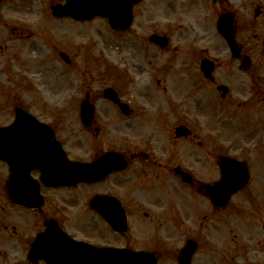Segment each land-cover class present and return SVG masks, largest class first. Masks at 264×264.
I'll return each mask as SVG.
<instances>
[{"label":"flooded vegetation","instance_id":"obj_1","mask_svg":"<svg viewBox=\"0 0 264 264\" xmlns=\"http://www.w3.org/2000/svg\"><path fill=\"white\" fill-rule=\"evenodd\" d=\"M202 3L211 16V40L196 43L190 39L184 42L188 48L183 50L172 43L173 35L184 30L185 34L194 31L198 39L205 35L199 32ZM224 11L223 2L211 0H150V34L168 40L163 47L153 42L150 45L158 54H178L175 59L182 63L180 71L176 64L174 68L166 66V58L157 56L150 61L154 62L150 64L152 79L171 76L169 81H183L182 93L174 104L181 108L176 126L185 130L180 137L173 135L178 144L173 155L159 153L150 141V115L159 112V105L141 107L120 89H116L117 95L127 103L128 113L104 99L110 106H95L89 124L82 122L80 107L72 111L66 129L55 117L39 116L45 114L39 110V119L53 131L52 141L59 142L68 159L91 163L104 153L115 152L123 156L125 165L94 180L88 177L75 185L59 186H50L42 179L54 175L49 163L34 165L24 172L32 181L20 184L22 191L37 188L39 195L25 205L11 201V170L2 162L0 264H58L52 257L68 255L64 249L72 240L95 248L152 252L158 264L161 258L165 259L163 264H180L178 255L185 248L186 257L193 250L188 264H264V258H251L248 252L252 238L249 212L256 205L251 204V198L244 199L250 195L248 185L222 203L210 198L211 189L221 180L222 158L244 162L249 181L256 176L264 182V75L260 67L264 59L251 58L260 36L253 32L255 24L250 26L255 18L244 17L243 12L235 15L234 52L216 27ZM186 18L191 20L188 26H184ZM252 38L256 39L253 43ZM167 86L163 88L166 92L170 91ZM168 98L166 105L170 107ZM25 110L33 114L31 109ZM137 126L141 131L138 138L123 139L127 131L122 132V127ZM39 151L48 158L56 150L46 146ZM173 178L183 198L165 204L163 198L155 199L162 191L169 197L174 195ZM154 201L163 204L157 214L163 213L158 230L150 225Z\"/></svg>","mask_w":264,"mask_h":264},{"label":"rangeland","instance_id":"obj_2","mask_svg":"<svg viewBox=\"0 0 264 264\" xmlns=\"http://www.w3.org/2000/svg\"><path fill=\"white\" fill-rule=\"evenodd\" d=\"M56 1L58 0H2L0 3V125L13 120L15 107L22 106L34 113L43 110L45 114L39 116L55 117L58 121L56 123L66 129L71 123L72 111L75 112L74 109L79 107L85 91L90 92V100L97 107L107 108L110 104L104 100L102 90L106 86H113L132 95L134 103L141 107L147 109L156 106L155 103L159 105V112L148 110L154 112L150 115V141L156 145L159 153L163 151L162 154L173 155V149L178 148V144L173 141V131L181 113V108L174 103L178 102L182 93L183 81L181 83V79L178 78L169 81L171 76L166 80L152 79L150 64L154 62L150 61L157 56L166 58V66L174 68L176 64L180 71L182 63L180 59H175L179 57L178 54L174 57L158 54L159 51L148 42L150 0H143L136 5L132 25L134 28L123 35L112 31L106 19L101 17L85 22L54 17L50 5ZM256 4L264 5V0H233L232 10L237 15H242L243 12L244 17L252 20ZM201 5L203 6V3ZM205 7L204 5L202 10L203 22L199 25L201 26L199 32H204L205 35L198 39L197 36L194 38V31L187 34L185 30L183 33L180 31L173 35L174 45L186 50L188 47L184 46L185 41L191 39L196 43H205L211 40L209 29L211 16ZM261 13L250 25L253 27L255 24L253 32L260 36L258 40L255 39L256 50L252 56L257 60L264 59V11ZM190 21L186 18L184 26ZM199 26L196 27V35ZM255 40L252 38L250 42L253 43ZM61 50L68 55L69 62H65L60 56ZM260 65L264 75V62ZM166 84L169 85L170 91L163 90ZM166 98L170 107L166 105ZM72 123H75L74 118ZM121 131H127L123 139L135 140L138 138L137 135L141 134L138 126L122 127ZM1 167L3 165L0 162V171ZM262 178L255 176L250 180L248 184L251 189L250 195L244 197L249 200L251 198V204H256L250 207L249 212L252 238L248 252L252 257L253 254H260V259L264 258ZM172 180L174 195L169 197L162 191V196H156L155 199L163 198L165 204L183 198L180 188L176 187L179 185L178 182L175 178ZM185 194L188 196L187 192ZM154 203L156 209L150 206L154 215L150 225L158 230L157 225L162 223L163 213L161 216L157 214L163 204L162 201ZM161 233L160 228L159 234ZM164 260L161 258L160 264H163Z\"/></svg>","mask_w":264,"mask_h":264},{"label":"water","instance_id":"obj_3","mask_svg":"<svg viewBox=\"0 0 264 264\" xmlns=\"http://www.w3.org/2000/svg\"><path fill=\"white\" fill-rule=\"evenodd\" d=\"M139 0H61L60 3L52 6V12L56 16H71L76 19H90L95 15L106 16L109 19L111 26L114 29H125L128 27L131 19V8L132 4ZM232 19L227 16H223L220 19L219 25L223 35L228 38L229 42L232 43ZM63 57L67 60L66 55ZM106 96L116 100L115 95L112 93V89L108 88L105 90ZM121 106V105H120ZM82 111L81 115L84 122L88 123L92 115V105L87 101L81 104ZM123 107V106H121ZM45 126L34 119L31 115L24 112L21 108L16 109V119L13 124L8 128H0V158L8 161L11 164L12 178H11V190L10 196L16 203L23 201L24 195L19 191H14L17 187L18 182L22 178L19 176V172L23 170L24 162L31 163L32 155H37V164L48 161L41 155L40 149L44 145H40L41 139H46L43 135L45 132ZM34 151H31V150ZM26 150V151H25ZM28 150V151H27ZM35 150L37 152H35ZM115 156L106 155L98 159L92 165H90V171L95 173H106L110 167L109 159L115 160ZM66 162L65 158L61 155L57 158L53 157V163ZM228 163H233L234 172L228 173L229 170L225 169ZM63 170L69 172V175L64 178H54L53 184H73L76 181L84 179L85 165L82 163H63ZM120 167V166H117ZM223 180L221 186L224 191L223 197L228 193L235 191L239 187H242L247 179V172L243 164L235 162L233 160L222 163ZM212 197L216 196L215 189L212 191ZM30 195V194H28ZM81 252L79 256L66 258L69 260L67 264H155L156 260L153 256L147 257L144 253H138L134 251H116L110 253V250H103L101 257H88L83 254L86 250L84 247H77ZM110 253V254H109ZM105 254H108L105 256Z\"/></svg>","mask_w":264,"mask_h":264}]
</instances>
